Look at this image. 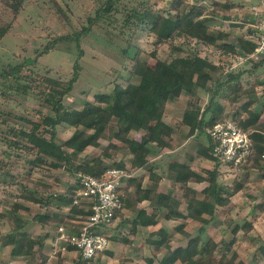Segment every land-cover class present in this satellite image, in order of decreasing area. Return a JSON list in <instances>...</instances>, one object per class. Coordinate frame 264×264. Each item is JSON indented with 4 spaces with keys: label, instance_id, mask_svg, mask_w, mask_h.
Wrapping results in <instances>:
<instances>
[{
    "label": "rangeland",
    "instance_id": "rangeland-1",
    "mask_svg": "<svg viewBox=\"0 0 264 264\" xmlns=\"http://www.w3.org/2000/svg\"><path fill=\"white\" fill-rule=\"evenodd\" d=\"M104 1L0 0V26L6 29L0 40V74L4 69L8 70L10 66L22 64L19 75L10 74L7 78L0 75L1 232H9L14 227L11 209L13 202H19L28 207L20 208L19 212L30 218L29 232L38 235L49 228V224L37 221L33 216L41 211L50 212V207L54 204L51 203L48 208L41 206L36 200L19 196L22 190L29 194L47 195L51 192L62 193L67 186H75L78 183L77 177L63 166L58 168H49L47 165L32 166L27 159L33 158L34 155L25 147L28 143L27 138L20 133L21 129L27 131L31 129L32 123L29 120L41 121L44 115L51 111L45 103L50 92L55 88L59 90L66 86L75 71H78L77 80L63 99L68 108H81L86 100L94 98L95 93L112 91L116 83L139 81L140 76L131 72L134 55L154 64L157 58L165 59L171 53L197 51L217 63L222 62L226 70L234 72L251 68L253 63L261 58L260 56L245 58L234 54L228 57L227 61H222L220 47L203 44L194 38L184 36H178L157 45L156 41L159 37L150 31L148 24L143 23L135 29L133 24L125 22L134 7L141 10L149 7L153 11L166 13L176 0H118L111 12L104 14L93 23L88 32L83 33V27L88 25L89 18ZM197 1L203 4L205 9L202 16L209 17L208 23L211 28L229 31L231 41H236L239 35L248 32V27H254L260 19L259 15L264 13V0H231L233 5L230 7L215 6L214 0ZM220 1L226 2V0ZM254 5L256 9L253 8ZM213 10L220 14L213 13ZM223 15H230V18ZM75 32H81L79 41ZM64 36H70V38ZM56 38L58 42L50 45ZM129 42L132 45L128 56L124 49ZM48 44L50 48H47ZM154 51L155 55L152 53ZM26 58H35V60L23 63ZM256 76L264 80V65H261L252 75L243 73L241 85L251 86ZM46 78L57 79L61 84H54ZM226 94H228L227 91L216 97L217 101L225 107L220 118L233 116L232 113L238 110L244 101L250 100L253 102V107L262 112L259 121L264 122V83L256 84L254 91L243 93L235 103L225 99ZM192 100L203 109L210 101V93L200 89L196 96H191L184 90L179 97L165 104L163 118L171 126L166 138L178 132L181 125L187 124L182 121L183 112ZM242 114L246 115L245 112ZM210 115L209 111L206 115L208 120ZM113 128H109L107 131L109 137L103 138L100 146H89L87 151L76 156L74 165L81 164L87 155L90 157L102 153L108 147L110 139H113L111 136ZM74 130L75 126L60 124L57 140H64ZM144 133L145 129L141 127L134 132V135L138 137ZM201 136V140L206 142V136L204 134ZM109 151L111 156H104L107 165L115 164L125 155L123 150L110 149ZM203 161L195 166L206 174L203 168L214 167L215 161ZM262 165L261 168L248 170L244 166L236 168L226 162L220 163L219 183L230 192H233L239 184H242V187L234 191L231 203L224 209H220L214 222L208 223L205 231L199 233L204 240L212 236L218 241L222 239L226 241L233 236L231 227L235 221L243 222L245 217L251 218L254 222L253 228L249 233L241 230L234 244V248L239 252V258L245 264H264V257L258 250V246L264 242V176L262 175L264 160ZM257 200H261V203ZM255 215H258L256 219ZM55 220L56 223L62 221L59 216ZM201 223L200 220L195 222L192 220L187 226L188 231L194 232ZM128 228L114 224L106 228L108 235L115 237L110 239L108 248L114 253H101L100 259L105 264H160L162 258L168 253L167 248L162 246L155 252L153 246L145 241V237L139 235L131 238ZM175 233H172L170 244L172 246L186 244L187 238L176 237ZM125 236L128 241L124 240ZM5 253L9 254V251ZM43 254L40 257L36 255L34 264H81L79 252L65 242L58 243L56 238L46 239ZM148 257H152L153 262H150ZM20 262L14 260L13 264H22ZM23 262L27 264L26 259ZM8 263L9 261L5 260V264ZM175 264H182V262L178 260Z\"/></svg>",
    "mask_w": 264,
    "mask_h": 264
},
{
    "label": "trees",
    "instance_id": "trees-1",
    "mask_svg": "<svg viewBox=\"0 0 264 264\" xmlns=\"http://www.w3.org/2000/svg\"><path fill=\"white\" fill-rule=\"evenodd\" d=\"M117 1L105 0L103 4L99 5L95 14L89 18L88 25L83 27V33L88 32L93 23L100 17L111 12ZM230 1L226 0L223 3L220 0H214L213 3H215V6L230 7L233 5ZM204 9L203 4L197 0L194 2L176 0V3L168 8L166 13L153 11L149 7L144 10L134 7L125 22L133 24L135 29H138L143 23L148 24L150 31L159 37V40L156 41L157 45L171 41L178 36H184L194 38L203 44L220 47L222 49L220 57L222 61H227L228 57L234 54L248 55L254 52L257 43L247 37V33L255 30L254 27H248V32L239 35L236 41H231L229 40L231 36L229 31L223 29L213 30L211 28L208 23L209 17L202 16ZM213 13L220 14L215 10H213ZM223 16L230 18V15ZM5 32L6 29L0 26V40ZM80 33L75 32L77 39ZM64 37L70 38V36ZM57 42L58 38L50 45ZM131 45L132 43L129 42L124 49L128 56ZM152 53L156 54L155 51ZM132 59L131 72L140 76L139 81H128L126 84L116 83L112 91L95 93L94 98L86 100L81 108H68L63 102L64 96L71 91L74 82L77 80L78 71L74 72L73 77L67 81L66 86L59 90L57 88L54 91L52 90L45 102L51 113L45 114L41 121L29 120L32 123L30 130H20L22 136L27 138L28 141L25 147L34 155L33 158H28L27 161L32 166L47 165L49 168L63 166L77 177L78 182L80 172L93 173L99 177L105 176L106 168L111 165L105 163L104 156H111L110 149L129 150L133 153V163L142 165L146 162L148 155L152 152H159L166 144V137L170 133L171 126L163 118L165 104L169 100L179 97L184 90L188 91L191 96H196L200 89H204L207 93H210L208 105L201 109L196 105V101H190L184 111L182 121L189 124V134L192 135L196 131L206 133L208 143L204 144L205 146L203 145L202 153L204 156L212 158L215 161V166L212 169H205L206 174H199L185 164H180V168L176 170L178 173L177 180L181 181L183 185L187 184L191 176H195L198 180H207L209 184L203 191L210 193L214 200L210 202L192 197L189 199L186 214L175 211L167 213V217L178 214L181 217L192 216L200 220L202 223L198 231L202 233L208 223L214 222L220 209H224L230 202L234 191L242 187V184H239L233 192H230L218 180L221 161L213 155L214 146L218 141L214 135L207 131V128L220 118L225 110L224 105L218 102L216 97L227 91L228 94L225 95V99L235 103L243 93L254 91L256 84L264 83L262 78L256 76L255 82L251 86L241 85L243 73L252 75L261 65H264V55L255 61L251 68H245L237 72L226 70L222 62L217 63L208 57L202 56L197 51L171 53L165 59L157 58L154 64H150L148 60L140 58L138 55L132 56ZM34 60L35 58H26L23 63L33 62ZM21 67V63L10 66L8 70L4 69L0 75L4 78H7L10 74L19 75ZM46 79L54 84H61L57 79ZM252 103L250 100L244 101L231 116L236 119L243 129L248 131L253 140L254 150L244 166L248 170L263 167L262 161L264 160V122L259 121L262 112L253 107ZM209 111L211 112L210 120L206 118ZM243 112L246 113L245 116H243ZM64 123L75 126V130L64 140L58 141L56 138L58 126ZM111 127H114V130L111 134L113 139L109 138L108 147L110 148L107 147L97 155L90 157L87 155L81 164L74 165L73 162L76 156L87 151L89 146H100L101 140L109 137L107 131ZM141 127L145 129V133L135 137L134 132ZM114 138L120 143L116 142ZM17 143L19 144V142ZM113 165L123 166V163L116 162ZM262 175L264 176V171ZM77 186L78 183L75 186H67L62 193L51 192L47 195L29 194L22 190L19 196L36 200L41 206L51 203H64L69 206V213L80 215L82 220L90 214L92 201L80 198L79 202H75V198L80 197L77 193ZM122 198L124 202L123 195ZM168 203L170 204V201ZM20 208L28 207L19 202H13L11 205L14 227L9 232L0 231V243L2 246H10L12 257L23 256L27 264H34L37 254L39 257L44 255L45 241L49 233L45 231L34 235L29 232L30 218L22 215L19 212ZM120 210L117 211L116 217ZM33 217L35 220L47 224L55 219V214L37 212ZM61 219V223L64 222L70 229L78 230L80 223L77 220L69 221L64 219L63 216H61ZM143 219L145 220L144 223H151L154 220V214L147 219ZM184 224L185 221L183 220L175 228L183 230ZM253 225L254 222L249 217H245L243 222L235 221L231 227L233 236L226 241H222L223 239L218 241L212 236L204 240L199 234L192 235L190 231L183 230L189 239L185 245H179L175 248L170 244L168 231L160 228L156 231L157 238L151 239V243L154 245L155 252L162 246H165L168 250L160 264H175L178 260L182 264H245L239 258V252L234 248V244L238 239V233L241 230L244 233H249ZM110 239H115V237L109 235ZM70 247L74 249L73 246ZM108 247L89 259L84 258L79 253V263L105 264L99 255L101 253L113 254L114 251L108 249ZM258 250L264 257V242L258 246ZM147 259L153 262L152 257Z\"/></svg>",
    "mask_w": 264,
    "mask_h": 264
},
{
    "label": "crops",
    "instance_id": "crops-1",
    "mask_svg": "<svg viewBox=\"0 0 264 264\" xmlns=\"http://www.w3.org/2000/svg\"><path fill=\"white\" fill-rule=\"evenodd\" d=\"M181 126L182 127L180 130L177 129L179 130L178 132H175L173 136L166 139V144L160 149L159 152H152V154L147 156L146 162L144 164L135 165L133 163V153L126 149L120 150L125 151V155L123 158H120V160L117 161L123 163V166L121 167L125 168L126 174L122 178V184L120 188L121 193L124 197V205L120 210V213L115 218L113 224L115 226L120 225L129 227L127 230L130 233L129 236L131 238L137 237L139 235L140 237H145V241L148 242V245H152L153 249L154 245L151 243V239L157 238L158 234L156 233V231L158 229L164 228L166 231H168L169 237L171 239L173 237L172 233L176 232V237L181 236L187 238L188 241L189 237L183 230H188V224H190L192 220H194V222L195 220H197L192 216H188L185 218L179 216L178 214L167 217L168 212L175 211L181 214H186L188 211L187 206L189 203V199L192 197L204 199L206 201L208 200L210 202H213L214 200L213 196L210 193L203 191V189L209 184L207 180L202 181L196 179L195 176H191L188 179L186 185H183L181 181L177 180L178 173L176 169L180 168V164H185L195 172L204 174L202 170L195 165L203 160L206 162H213L212 158H208L202 153L203 145L208 143V136L206 135V133L196 131V133L191 135L189 134L190 126H188L187 124ZM203 134L206 136V142H203L201 140V135ZM115 141L119 142L118 140ZM212 168L213 167L211 166H207L203 169L205 170ZM219 170L221 169L219 168ZM163 194L166 195L163 196ZM233 195H231L229 203H231ZM169 201L170 204L168 203ZM257 202L261 203V200H257ZM259 205L260 204H258V206ZM49 206L50 204L45 205L44 207L48 208ZM68 207L69 206L64 203L54 204L50 207V212H41L50 215L55 214V218H57V216H63L64 219L69 221L81 220L80 215L69 213ZM153 214L154 220L151 223L143 222L145 221L143 218L147 219L149 218V216H153ZM257 217L258 215H255L254 218L256 219ZM54 220L55 219L47 223L49 224V228H47L45 231L49 233L47 239L56 238V240L58 239L59 243L61 242V240L58 238L56 228L62 221L56 223V220L55 222ZM183 220L185 221L183 230L176 229L175 226L177 224H180ZM211 223H213V221ZM29 226L30 223L28 224V229ZM106 228L105 231L107 232ZM197 230H195L194 232H190L192 233V235H198L199 231ZM124 240L128 241L127 237ZM130 240L135 242V240L133 239ZM171 242L172 240H170V243ZM179 245L172 247L175 248ZM4 250H8L9 254L5 253ZM24 259L25 258L23 256L12 257L10 255V246H2L0 243V261H2L1 264H5V260H8L9 263L12 264L14 263V260H17L18 262L21 261L20 263L24 264Z\"/></svg>",
    "mask_w": 264,
    "mask_h": 264
},
{
    "label": "built area",
    "instance_id": "built-area-1",
    "mask_svg": "<svg viewBox=\"0 0 264 264\" xmlns=\"http://www.w3.org/2000/svg\"><path fill=\"white\" fill-rule=\"evenodd\" d=\"M253 8L256 9V6ZM259 18L254 25L255 30L248 34V37L257 43L256 49L246 56L239 57L264 55V13H261ZM207 131L218 141L213 150L216 159L236 168L246 165L254 150V144L248 131L236 120L230 116L220 118L210 125ZM125 174V168L117 165L108 166L104 177L87 172L79 173L77 193L80 197H76L75 202H79L80 198L91 200V212L86 218L77 220L80 223L78 230L70 229L64 223H60L56 230L62 243L73 246L86 259L103 251L110 244L105 228L114 223L117 211L123 208L120 188Z\"/></svg>",
    "mask_w": 264,
    "mask_h": 264
}]
</instances>
